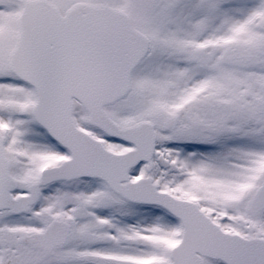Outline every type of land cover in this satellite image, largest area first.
Segmentation results:
<instances>
[{
  "label": "snow or ice",
  "instance_id": "snow-or-ice-1",
  "mask_svg": "<svg viewBox=\"0 0 264 264\" xmlns=\"http://www.w3.org/2000/svg\"><path fill=\"white\" fill-rule=\"evenodd\" d=\"M0 264H264V0H0Z\"/></svg>",
  "mask_w": 264,
  "mask_h": 264
}]
</instances>
